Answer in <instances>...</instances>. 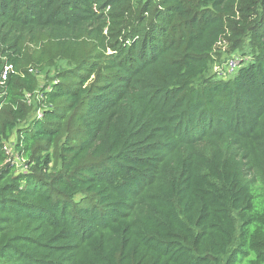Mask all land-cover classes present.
I'll use <instances>...</instances> for the list:
<instances>
[{"label":"trees","instance_id":"obj_1","mask_svg":"<svg viewBox=\"0 0 264 264\" xmlns=\"http://www.w3.org/2000/svg\"><path fill=\"white\" fill-rule=\"evenodd\" d=\"M0 264H264V0H0Z\"/></svg>","mask_w":264,"mask_h":264},{"label":"built area","instance_id":"obj_2","mask_svg":"<svg viewBox=\"0 0 264 264\" xmlns=\"http://www.w3.org/2000/svg\"><path fill=\"white\" fill-rule=\"evenodd\" d=\"M239 66V58L237 57H232L230 58L224 65L220 66L217 68L219 74L223 76H228L229 74H232L236 71V69ZM12 66H6L3 74H2V80H6L8 73L11 71Z\"/></svg>","mask_w":264,"mask_h":264},{"label":"rangeland","instance_id":"obj_3","mask_svg":"<svg viewBox=\"0 0 264 264\" xmlns=\"http://www.w3.org/2000/svg\"><path fill=\"white\" fill-rule=\"evenodd\" d=\"M238 58H239V57H238ZM217 67H218V66H217ZM40 78H42V76H41ZM13 140H14V139H12V141H13ZM12 141L8 144V147H9V148H12V146H13V142H12ZM21 169H23V167H21Z\"/></svg>","mask_w":264,"mask_h":264}]
</instances>
